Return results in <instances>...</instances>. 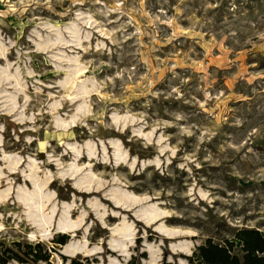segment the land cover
<instances>
[{
	"label": "rangeland",
	"instance_id": "1",
	"mask_svg": "<svg viewBox=\"0 0 264 264\" xmlns=\"http://www.w3.org/2000/svg\"><path fill=\"white\" fill-rule=\"evenodd\" d=\"M245 227L264 234V0H0L5 264H191L208 237L242 255Z\"/></svg>",
	"mask_w": 264,
	"mask_h": 264
},
{
	"label": "trees",
	"instance_id": "2",
	"mask_svg": "<svg viewBox=\"0 0 264 264\" xmlns=\"http://www.w3.org/2000/svg\"><path fill=\"white\" fill-rule=\"evenodd\" d=\"M236 237L242 241L241 255L237 251L234 240L225 239L223 242L208 237L196 248L191 256V264H264V234L258 228L245 227L236 232ZM6 259L0 257V263Z\"/></svg>",
	"mask_w": 264,
	"mask_h": 264
},
{
	"label": "bare ground",
	"instance_id": "3",
	"mask_svg": "<svg viewBox=\"0 0 264 264\" xmlns=\"http://www.w3.org/2000/svg\"><path fill=\"white\" fill-rule=\"evenodd\" d=\"M85 89V88H84ZM36 193V192H35ZM28 194V200L31 199L33 200L34 197H36V194ZM38 196H39V199L41 198L40 197V190L38 191ZM4 198H6V196H4ZM33 203L37 204L36 201H34ZM147 215L150 217L151 220H155L158 218L159 214L155 211H153L151 208H148L147 210H145ZM39 212L41 213V209H39ZM73 223L69 222L68 219H65V220H62L61 221V224H60V229L63 230V231H68L70 227V225H72ZM128 231V230H127ZM80 249V246L79 245H76L74 250H70L71 253L75 254L77 251H79Z\"/></svg>",
	"mask_w": 264,
	"mask_h": 264
}]
</instances>
